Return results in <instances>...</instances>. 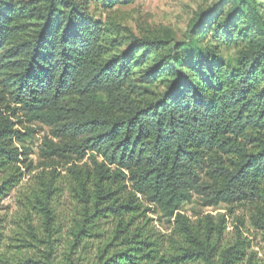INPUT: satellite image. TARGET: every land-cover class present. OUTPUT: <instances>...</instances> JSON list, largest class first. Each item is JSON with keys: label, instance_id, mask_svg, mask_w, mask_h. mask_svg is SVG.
I'll return each instance as SVG.
<instances>
[{"label": "trees", "instance_id": "obj_1", "mask_svg": "<svg viewBox=\"0 0 264 264\" xmlns=\"http://www.w3.org/2000/svg\"><path fill=\"white\" fill-rule=\"evenodd\" d=\"M129 1L0 0V264H264L224 213L180 210L245 207L264 238V0L183 41L89 10ZM23 121L50 130L35 166Z\"/></svg>", "mask_w": 264, "mask_h": 264}, {"label": "rangeland", "instance_id": "obj_2", "mask_svg": "<svg viewBox=\"0 0 264 264\" xmlns=\"http://www.w3.org/2000/svg\"><path fill=\"white\" fill-rule=\"evenodd\" d=\"M219 0H131L127 3H119L110 10H104L100 6L90 5L89 10L96 17L105 19L110 16L113 20L129 27L136 34H146L154 37L168 39L172 41L186 40L194 21L200 15L210 12L215 8ZM201 28V27H200ZM23 118L18 113L15 120ZM16 128L21 132L31 129L30 135L26 136L22 142L18 143L21 149L28 150V160L32 164L38 165L42 157L39 155L40 147L45 138L51 136L47 126L39 122L23 121L17 123ZM23 146V147H21ZM41 168H37L39 170ZM27 179L24 177L23 181ZM16 188L8 195L0 198V217L10 213L16 207ZM180 210L189 216H197L211 213L226 215L227 235L232 236L239 226L242 235L250 241V250L254 251L257 261L264 263V238L256 231L249 222V210L244 208L229 212L224 204L219 206H205L199 197L193 196L190 201L181 204ZM153 217V224L161 229L168 230V224L163 218H158L157 213H147ZM238 219L243 221L240 225Z\"/></svg>", "mask_w": 264, "mask_h": 264}]
</instances>
